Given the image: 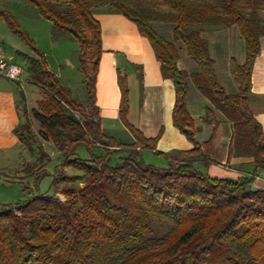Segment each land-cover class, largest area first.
I'll return each mask as SVG.
<instances>
[{"label": "trees", "instance_id": "16d2710c", "mask_svg": "<svg viewBox=\"0 0 264 264\" xmlns=\"http://www.w3.org/2000/svg\"><path fill=\"white\" fill-rule=\"evenodd\" d=\"M52 24L53 36L68 35L79 45V93L64 83L10 12L0 8L8 28L37 53L27 56V81L42 98L29 110L19 83L21 171L35 188L51 175L53 193L37 192L25 200L0 206V264H264V190L253 188L254 175L213 178L203 167L212 162V141L219 124L212 108L206 120L213 131L204 142L188 111V78L232 123L230 155L252 158L256 172L264 169V130L249 105L252 70L264 35V0H25ZM100 7L134 22L146 36L164 77L175 88L174 125L193 149L163 155L165 167L146 162L158 138L149 139L128 123L129 87L119 72L120 117L135 141L122 145L101 127L96 81L103 53L102 30L94 11ZM167 8L168 11H162ZM155 21L174 24L200 72L189 75L178 66L179 54L152 27ZM237 25L246 44V61H235L239 91L220 85L204 29ZM83 86L84 89H81ZM20 105L22 107H20ZM34 122L38 124L35 129ZM44 142L61 154L52 162ZM85 146L89 158L77 149ZM25 154L30 159H26ZM202 165V166H201ZM68 169L76 173L69 174ZM62 193L65 199L58 194ZM169 224L152 234L153 220Z\"/></svg>", "mask_w": 264, "mask_h": 264}, {"label": "crops", "instance_id": "0c3cea01", "mask_svg": "<svg viewBox=\"0 0 264 264\" xmlns=\"http://www.w3.org/2000/svg\"><path fill=\"white\" fill-rule=\"evenodd\" d=\"M94 16L100 21L102 30L103 53L96 81V101L100 109L101 127L107 135L114 137L122 145L135 141L120 117L122 92L119 72L126 74L130 99L128 123L144 137L158 138L155 150L145 151L143 156H153L158 163L166 166L164 156L156 153L166 155L193 149L192 142L173 123L172 113L176 99L174 84L163 76L160 62L149 39L134 22L103 7L96 9ZM152 27L167 41L175 44L180 69L189 75L200 72L199 66L188 56L183 42L174 40L173 23L155 21ZM201 36L208 42L220 85L229 94L238 93L233 63L235 61L242 65L246 61V44L238 26L204 29ZM260 45V53L252 70L249 105L264 130V35L260 38ZM59 78L61 79L60 75ZM82 80V76L78 75L73 81H62L70 86L79 85ZM18 100L15 85L11 80L0 77V154L15 151L19 153V140L14 133L20 123ZM187 107L195 120L196 138L200 142L208 140L213 131V125L206 120L208 108L213 109L219 122L210 152L212 162L206 167L201 165L204 171L218 179H237L255 174L253 188L264 190V169L255 172L251 165L252 158L229 154L233 136L232 123L200 92L191 77L188 78Z\"/></svg>", "mask_w": 264, "mask_h": 264}, {"label": "rangeland", "instance_id": "374dc122", "mask_svg": "<svg viewBox=\"0 0 264 264\" xmlns=\"http://www.w3.org/2000/svg\"><path fill=\"white\" fill-rule=\"evenodd\" d=\"M0 8L10 12L16 17L21 27L27 32L35 47L45 55L49 69L58 77L61 76L63 81L75 79L83 74L79 71V45L75 40H72L68 35L53 36L52 24L43 19L35 6L29 4L25 0H0ZM162 11H168L167 8H162ZM0 41L6 55L13 57V62L23 68L22 89L26 94L27 106L29 110L36 108V102L42 98L41 91L27 81V56L36 57L37 53L26 44L20 37L14 34L7 26L6 22L0 17ZM75 76V77H74ZM19 94V83L12 81ZM80 85L70 84V87L78 92ZM81 89H84L81 86ZM80 98H85V93L82 90L78 92ZM20 107H22L20 105ZM37 130L38 124L34 122ZM46 151L52 158L48 169L54 172V168L61 161V154L51 142H44ZM78 154L83 158H89V152L85 146H79ZM26 159H30L25 154ZM146 162L158 167L165 165L158 163V160L153 156H145ZM22 158L18 152H9L0 154V206L4 203H15L18 200H25L37 192L52 194V176L44 177L35 188L34 178L26 177L21 171ZM69 174L76 173L68 169ZM58 196L65 199L62 193ZM169 229V224L157 219L152 223V234L161 235Z\"/></svg>", "mask_w": 264, "mask_h": 264}, {"label": "built area", "instance_id": "2783aa9c", "mask_svg": "<svg viewBox=\"0 0 264 264\" xmlns=\"http://www.w3.org/2000/svg\"><path fill=\"white\" fill-rule=\"evenodd\" d=\"M23 68L13 62V59L6 56L0 41V77L16 81L22 85Z\"/></svg>", "mask_w": 264, "mask_h": 264}]
</instances>
